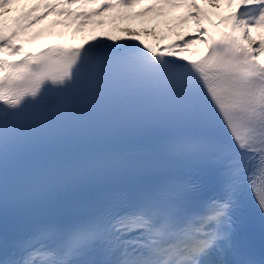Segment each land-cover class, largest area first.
Wrapping results in <instances>:
<instances>
[{
  "label": "snow or ice",
  "instance_id": "6c2138e0",
  "mask_svg": "<svg viewBox=\"0 0 264 264\" xmlns=\"http://www.w3.org/2000/svg\"><path fill=\"white\" fill-rule=\"evenodd\" d=\"M61 2L60 15L71 16L81 0ZM136 2L104 3L77 17ZM11 4L0 0V264H264V40L252 35L264 25V0H239L219 23L209 19L215 31L199 12L189 13L206 51L179 60L171 57L195 38L179 53L138 36L27 51L33 38L14 41L60 4L46 3L25 25L13 17L16 26L6 32ZM189 7L200 5L191 0ZM119 96L167 99L165 115L128 124L162 135L155 146L162 158L109 153L56 180L8 188L6 158L24 150L35 128ZM176 160L191 170H176Z\"/></svg>",
  "mask_w": 264,
  "mask_h": 264
},
{
  "label": "bare ground",
  "instance_id": "6f19581e",
  "mask_svg": "<svg viewBox=\"0 0 264 264\" xmlns=\"http://www.w3.org/2000/svg\"><path fill=\"white\" fill-rule=\"evenodd\" d=\"M156 1H162V0H149L144 6H147L148 4L155 3ZM196 3L200 5L199 9H193L190 13H196L199 12L200 16L199 18L207 15L217 22H220L223 17L227 16L230 11L236 10V5L238 4L239 0H232V7L229 8V0H219L218 4H210L209 0H195ZM46 3H54L51 0H20V4L18 6H13L10 8H5L4 13L7 17L6 22H9L11 27H15V22L13 17H23L20 20V25H25L28 21V19L36 17L40 14H44L46 9L44 5ZM36 7L35 12H31L30 16L25 17L24 14L29 13L30 9L33 7ZM66 7H58L53 13L62 12L65 11ZM158 10V9H157ZM78 8L72 7V15L69 16L67 14L63 15L62 17L68 16V18H85V17H77V13H80ZM87 12H92V9H87ZM192 15H189L185 11V6L182 7V12L180 16H173L172 20L170 22H166L165 25H161V33L171 30H177V34L172 33L171 37L169 38H163L164 36H161L162 39H159L158 37H145V36H138L141 39H143L146 43L159 48L162 51H165L166 45H173L175 47V50L179 53V49L183 47L184 41L192 40L195 38V42L190 44L188 48L183 52L180 53L177 56L171 57L173 59L179 60L182 56L187 57H197L205 50V44L199 39V29L197 28L196 24V17L194 16L193 19L191 17ZM128 18L131 20H134L135 16L129 15ZM178 22V25H174L175 22ZM230 23V22H226ZM224 27V25H221ZM253 37L257 41V43L260 40H264V25H262L260 28H257L252 33ZM134 36V35H133ZM31 37L32 42L28 43L25 42L27 39ZM131 35H127L124 39L118 40V39H112L114 43H124L126 42ZM57 40L59 42H63L65 44H71V45H79L84 44L87 45L88 43H91L94 39H86L81 38L78 36H73L72 34H69L68 32L65 33H59L55 29H53L49 23H47L44 20H41L38 24H35L33 27L28 28L25 32H22L20 37L17 38L16 41H14L17 44H20L21 42L24 43L25 50L34 51L38 47H41L44 45L46 41L50 40ZM104 40H108V38H100ZM135 43H139V41H134ZM255 47V45H254ZM6 52V51H5Z\"/></svg>",
  "mask_w": 264,
  "mask_h": 264
},
{
  "label": "rangeland",
  "instance_id": "374dc122",
  "mask_svg": "<svg viewBox=\"0 0 264 264\" xmlns=\"http://www.w3.org/2000/svg\"><path fill=\"white\" fill-rule=\"evenodd\" d=\"M132 11H137L136 7L130 8L125 11H109L106 15L102 16L103 23L101 19L93 20L91 22L80 23L78 20H67L60 19L59 23H52L53 17H47L46 22L58 31L59 33L68 32L73 36H78L81 38H108L113 37L114 39H123L127 35L131 36H145V37H158L169 38L172 33L178 32L177 30L169 29L166 32L161 33V25H165L168 15H156L154 13L136 17L134 20L127 18ZM180 9L170 12L171 16L179 15ZM89 20V19H87Z\"/></svg>",
  "mask_w": 264,
  "mask_h": 264
}]
</instances>
